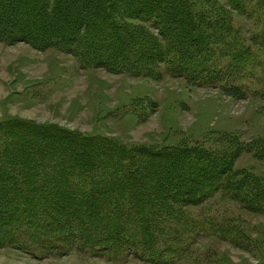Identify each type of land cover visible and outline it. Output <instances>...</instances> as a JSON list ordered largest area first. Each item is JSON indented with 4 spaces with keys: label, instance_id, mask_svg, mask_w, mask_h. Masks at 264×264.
I'll use <instances>...</instances> for the list:
<instances>
[{
    "label": "trees",
    "instance_id": "16d2710c",
    "mask_svg": "<svg viewBox=\"0 0 264 264\" xmlns=\"http://www.w3.org/2000/svg\"><path fill=\"white\" fill-rule=\"evenodd\" d=\"M233 11L264 17V0H0V41L57 49L114 74L159 78L165 67L195 85L224 87L264 63V34L247 45ZM227 88L244 98L239 86ZM0 142V247L45 256L129 251L172 264L197 233L244 245L237 225L196 221L189 208L222 194L264 216V179L236 167L244 146L234 139L218 148L130 149L15 120L0 123Z\"/></svg>",
    "mask_w": 264,
    "mask_h": 264
},
{
    "label": "rangeland",
    "instance_id": "374dc122",
    "mask_svg": "<svg viewBox=\"0 0 264 264\" xmlns=\"http://www.w3.org/2000/svg\"><path fill=\"white\" fill-rule=\"evenodd\" d=\"M232 16L235 32L247 45L264 34V17L235 11ZM258 55L264 61V50ZM252 69V75L214 88L175 77L165 67L159 78L114 74L84 67L57 49L40 51L26 43L11 46L0 41V123L33 121L87 137H107L130 149L218 148L220 139H234L249 148L240 151L236 167L264 179V154L257 157V141L264 147V63ZM234 85L244 98L226 90ZM187 212L196 221L237 225L244 245L197 233L190 238L186 256L172 264H264V216L243 210L222 194ZM17 237L22 238L20 233ZM185 242L179 246L185 248ZM0 264L163 263L129 251L94 255L79 248L45 256L6 243L0 247Z\"/></svg>",
    "mask_w": 264,
    "mask_h": 264
},
{
    "label": "crops",
    "instance_id": "0c3cea01",
    "mask_svg": "<svg viewBox=\"0 0 264 264\" xmlns=\"http://www.w3.org/2000/svg\"><path fill=\"white\" fill-rule=\"evenodd\" d=\"M17 45V44H16Z\"/></svg>",
    "mask_w": 264,
    "mask_h": 264
}]
</instances>
